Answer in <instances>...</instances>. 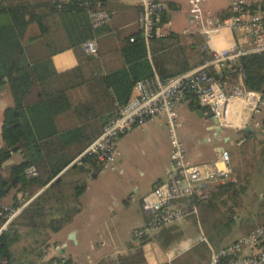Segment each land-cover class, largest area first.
Instances as JSON below:
<instances>
[{
  "label": "trees",
  "instance_id": "trees-1",
  "mask_svg": "<svg viewBox=\"0 0 264 264\" xmlns=\"http://www.w3.org/2000/svg\"><path fill=\"white\" fill-rule=\"evenodd\" d=\"M250 8L264 16V0ZM98 9L139 14L138 7H124L119 0H0V86L8 85L13 101L4 111L0 134V203L13 204L18 193L40 192L20 220L0 235V264H10L11 232L58 233L81 211L85 184L76 181L71 187L64 175L78 168L71 166L73 161L128 103L135 84L155 75L165 80L195 66L186 57L179 34L154 39L147 47L138 27L116 32L109 24L93 32L88 14ZM93 38L98 54L89 56L82 44ZM66 52L76 65L59 71L55 57ZM237 69L244 87L264 96V52L241 57ZM13 153L21 154L20 164H8ZM87 163L96 161L80 162ZM30 166L37 170L34 178L24 174ZM246 184L215 187L209 205L215 207L223 198L232 201L226 209L230 221ZM225 200L220 203L227 205ZM258 209L264 225V195ZM254 228L251 223L247 232ZM48 246V239L39 243L38 258ZM52 263L54 259L46 262Z\"/></svg>",
  "mask_w": 264,
  "mask_h": 264
},
{
  "label": "crops",
  "instance_id": "crops-1",
  "mask_svg": "<svg viewBox=\"0 0 264 264\" xmlns=\"http://www.w3.org/2000/svg\"><path fill=\"white\" fill-rule=\"evenodd\" d=\"M160 1L166 7L167 19L172 23V33L180 35L185 55L191 64H195L192 68L194 69L201 61L202 38L199 35H182V31L188 25L190 9L183 11L181 4L183 0ZM241 1L246 4L244 0ZM231 3L216 12L206 11L223 17L227 15ZM246 5L251 6L252 4ZM122 6L138 7V0H134L132 4H122ZM137 18L138 14L136 15L134 11L124 9L121 12H114L110 26L116 32L130 31L137 28ZM114 35H116L115 32ZM196 38L200 40L197 45L193 42ZM247 39L241 33L223 31L212 47L219 50H230L240 44H245ZM91 40H95L97 43L96 38ZM55 65L59 71H66L75 66L76 61L70 52H66L55 57ZM12 105L9 87L3 84L0 86V134L4 111ZM176 110L182 121L179 139L186 148L188 160L196 165L215 164L221 151L225 150L224 146H219L210 152L202 148L199 142L198 148L195 147L193 143L195 132L193 129H189H191L192 121L197 118L201 121L203 129L210 132L213 139L222 140L224 144L231 141L226 133L227 130L240 134L235 139V144L238 147L246 143V139L250 137L264 138V132L254 129L246 133L243 129L218 128L207 110L201 107L194 97L178 102ZM231 111L234 121H244L248 116L242 103H235ZM253 118L264 124V115H254ZM186 127L188 128L186 129ZM256 132L260 137L255 135ZM208 141L206 139L205 143ZM239 141H242L240 145H238ZM117 152L119 155L109 170H102L97 163L82 165L79 163L82 171L91 174V177L85 181L83 178L76 180L85 184V189L80 196L81 211L58 233H44L49 246L41 249V254L43 253L39 257L41 264H46L53 259L54 263L52 264L59 263L63 259L67 264H208L212 252H217L246 235L251 223L255 225V228L264 227L259 221L260 211L258 209L262 198L258 199L254 210L247 211L246 207L251 204V201L248 203L249 199L244 201L241 196L238 199L239 206L234 207L235 215L230 221H228L226 209L233 203L226 201V198L221 200H225L228 206L222 205L221 200L218 199L215 201L217 203L215 207L209 205L208 200L206 202L180 200L173 202V206L179 207L186 214L175 227L179 238L173 242V245L168 247L139 246L126 250L127 248L123 247L122 243H126L129 238L135 241L131 237V231L141 228L148 220L141 209L144 197L154 185L166 181L168 177L170 147L165 119L158 118L147 127L135 129L121 137L117 142ZM21 162V154L13 153L8 164L17 165ZM233 178L235 179V177ZM235 181L238 180L235 179ZM215 187L217 186L210 189V194ZM39 193L32 194L33 200ZM22 195V193H18L13 204L3 205L15 206ZM263 195L264 193L260 197ZM20 216L14 223L20 220ZM191 216H194L197 222L187 221ZM248 223L250 226H244ZM113 237L117 239V242L113 241ZM147 240L148 238L140 243L143 244ZM109 249H113L114 253L108 251ZM142 251L144 256L135 258L136 254ZM252 252L264 253V241L253 249H245L241 254L246 256ZM105 260L106 262H104Z\"/></svg>",
  "mask_w": 264,
  "mask_h": 264
},
{
  "label": "built area",
  "instance_id": "built-area-1",
  "mask_svg": "<svg viewBox=\"0 0 264 264\" xmlns=\"http://www.w3.org/2000/svg\"><path fill=\"white\" fill-rule=\"evenodd\" d=\"M137 27L146 44L167 37L172 33V23L166 16V7L160 0H138ZM114 17L110 10H94L88 14L93 31L108 26ZM223 31L241 33L247 37L245 44L230 50L213 48ZM183 36L199 35L200 64L185 73L160 80L158 76L139 81L133 88L128 103L118 109L117 114L102 129L100 135L75 159L92 158L102 170H109L118 157V140L135 129H142L163 117L166 123L170 147L167 180L153 186L144 197L142 212L148 217L141 228L133 229L131 237L142 241L152 231L171 226L185 216L182 209L173 206L180 200L206 202L214 186L235 183L227 151L220 153L213 165H196L187 158L186 148L179 139L182 121L176 110L178 102L194 97L205 108L218 128H236L264 132V124L253 118L264 115V96L244 87V77L239 73L238 60L250 54L264 52V16L241 0H233L226 16L218 17L201 7L189 11L188 25ZM132 41V40H131ZM86 55L98 54V44L88 40L82 44ZM232 78L235 80L232 81ZM242 103L248 116L244 121H234L231 108ZM242 130V131H243ZM242 141L238 142L240 145ZM26 178L37 176L34 166L25 169ZM33 197L24 193L19 202L11 207L0 203V235L23 213ZM194 213L196 211L194 210ZM264 241V227H257L225 248L212 252L208 264H264L263 252H252L243 256L245 249H253ZM56 264H67L63 259Z\"/></svg>",
  "mask_w": 264,
  "mask_h": 264
},
{
  "label": "rangeland",
  "instance_id": "rangeland-1",
  "mask_svg": "<svg viewBox=\"0 0 264 264\" xmlns=\"http://www.w3.org/2000/svg\"><path fill=\"white\" fill-rule=\"evenodd\" d=\"M133 1L134 0H119L120 4L124 5H126L127 3L132 4ZM232 1L233 0H183L181 4L183 11L185 9L188 10L193 7H201L202 9L216 12L226 7ZM244 1L246 2V4H257L263 0ZM193 42H195L197 45L199 44L200 40L196 38ZM233 80L234 78H232V81ZM200 122L201 121L198 118L195 119L191 123V129H189H193V131L195 132V138L193 139L195 147L198 148V142L200 143L202 148L210 152H212V150L216 147H225V151H227L230 156V164L233 172V177L238 180V184L245 185V183L247 182V191L245 195L242 196L244 201L245 199H249L247 200L248 203H250L251 201V204L246 207L247 211L254 210V208H256L258 199L263 198V196H260L264 193V138L260 137L256 132L255 135L259 136L260 138L250 137L246 139V143H244L241 147H238L235 144V139L238 138L240 134H236L235 132L227 130L226 133L230 137L231 141L228 144H224L222 140L213 139L210 132L204 130ZM187 128L188 127H186V129ZM206 139L209 140L207 143H205ZM89 177H91V174L87 173V171H82L81 167L79 168L78 165V168H74L66 174L63 181L65 183H69L71 187H73L77 179L83 178L85 181ZM188 220H191L194 223L197 222L194 216L188 217L187 221ZM176 225H178V222H176L173 226L171 225L152 231L148 237V240L143 244H141L140 242H135L129 238L126 241L127 244L123 242L122 246L127 248L126 250L139 246H171L174 244L173 242L179 238V234L175 229ZM9 239L11 242L10 264H41L36 254L35 248H37L41 241L44 242V240H46V237L43 234L39 235L34 233L33 235H30L27 230L23 229L17 234L16 232H11ZM113 241L117 242V239L113 237ZM108 251L114 253L113 249H109ZM142 256H144L143 251L137 253L135 258H140ZM104 262H106V260Z\"/></svg>",
  "mask_w": 264,
  "mask_h": 264
},
{
  "label": "water",
  "instance_id": "water-1",
  "mask_svg": "<svg viewBox=\"0 0 264 264\" xmlns=\"http://www.w3.org/2000/svg\"><path fill=\"white\" fill-rule=\"evenodd\" d=\"M245 132L247 133V132H251L249 129H247V130H245Z\"/></svg>",
  "mask_w": 264,
  "mask_h": 264
}]
</instances>
